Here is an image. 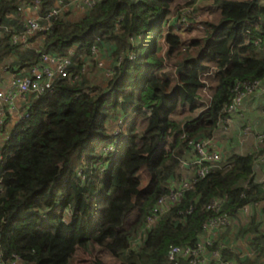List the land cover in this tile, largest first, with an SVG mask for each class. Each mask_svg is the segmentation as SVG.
Listing matches in <instances>:
<instances>
[{
  "label": "trees",
  "instance_id": "1",
  "mask_svg": "<svg viewBox=\"0 0 264 264\" xmlns=\"http://www.w3.org/2000/svg\"><path fill=\"white\" fill-rule=\"evenodd\" d=\"M186 1L180 6L176 0H101L52 19L50 29L35 36L39 49H21L9 33L0 35V60L17 55L19 61L9 65L17 73L44 53L75 50L69 76L33 103L22 142L1 161L0 264H12L13 255L19 264H75L77 245L86 248L87 264H192L185 257L169 260L168 248L195 247L205 222L222 214L236 222L208 249L237 264L261 261L264 235L253 204L264 200V192L250 181L256 161H264V139L250 153L196 174L190 187L181 186L185 180L178 179L177 169L194 142L210 138L227 117L235 84L264 79V0ZM54 2L40 0L39 13ZM15 3L0 0V25L22 31L18 15L10 16ZM210 3L219 11L216 26L201 21L204 35L183 39L177 23L192 22V10ZM205 57L217 67L207 105L199 78L211 67L201 61ZM177 109L186 119L175 118ZM135 115L145 118L143 128L132 121ZM259 124L264 133V115ZM114 141V151L103 155L101 148ZM142 167L144 185L137 176ZM171 190H180V197L141 231L150 208ZM215 200L219 207L211 208ZM244 205L253 211L247 224L237 218ZM131 212L135 218L127 222ZM243 237L250 256H241L237 247Z\"/></svg>",
  "mask_w": 264,
  "mask_h": 264
},
{
  "label": "built area",
  "instance_id": "2",
  "mask_svg": "<svg viewBox=\"0 0 264 264\" xmlns=\"http://www.w3.org/2000/svg\"><path fill=\"white\" fill-rule=\"evenodd\" d=\"M98 1L101 0H55L53 7L49 9L46 14L42 15L39 13L40 0H16V3L14 4L15 6H13V14L10 16H14L15 14L18 15L23 24V30L16 31L12 25L2 24L0 25V35L3 33H9L11 43L19 46L21 49H39L41 43H39L40 41L35 38V36L37 34L47 32L52 25V19H55L68 11L72 13L83 12L91 8ZM258 41L259 40L257 39L253 42L258 43ZM34 43L38 44L37 47L33 46ZM96 51L97 49L92 47V52ZM74 53V49H70L66 55L52 56L44 53L41 55L38 63L30 66L25 71L21 70L22 72L20 71L18 73H14L10 79L7 90H0V127L5 123L6 107H16L19 103H23V105H25L16 123L15 131L5 136L6 144L4 145V150L0 154V163L3 160L2 158L6 157L9 148L16 144L14 142L18 141L22 133L30 127L29 119L32 103L50 92L53 89L56 80L67 78L69 76L68 70L72 64V57ZM11 63L12 61L5 62L3 64V68L8 71ZM99 65H101V63H99ZM216 71L217 67L212 65L208 70L199 75L203 86H207L205 79L212 76ZM262 89L263 84L261 80H253L242 83L237 82L233 88L232 100L226 108L227 117L221 118L218 126L221 127L222 130H226V127L229 124L228 120L231 116L236 115L243 117L247 98ZM27 99H30L31 103H28ZM119 123H121L120 120ZM244 131L248 138L254 136L250 135L251 130L247 125L244 127ZM119 134L120 130L115 128L113 135ZM255 138L257 142L256 144L260 143L264 139V133L256 134ZM210 140L211 138L198 139L195 142L193 141V147L197 152L195 164L199 166L197 174L200 176H204L212 167H215L224 159L219 152L210 149V146L212 145ZM115 143L116 141L111 144L104 145L101 148L102 154L107 155L114 151ZM194 177L195 176L192 178L194 179ZM190 180H185L181 186L184 188L190 187V183L192 182ZM2 186V178L0 176V191ZM180 195V190H171L168 194L159 197L150 208L149 214L145 217L141 231L154 225L160 215L165 213L170 208L171 203L175 202ZM219 204L220 202L215 200L212 202L210 207L218 208ZM251 214V205H244L237 212L238 221H241L243 224H247ZM235 222L236 220L227 214L218 215L208 219L204 224L205 235L201 242H198L193 248L172 245L167 250V258L173 261L178 257H185L190 259L192 264H210V261L213 259L216 260V264H237L231 260H220L219 250H209L207 247V245L216 241V232L218 234V232L227 228V226L233 225V223L235 224ZM260 230L264 235V217L260 223ZM209 231H213V233L210 235ZM244 254L241 256H250L253 254V250L247 254L245 252ZM19 263V258L13 255L12 264ZM258 264H264V256Z\"/></svg>",
  "mask_w": 264,
  "mask_h": 264
},
{
  "label": "crops",
  "instance_id": "3",
  "mask_svg": "<svg viewBox=\"0 0 264 264\" xmlns=\"http://www.w3.org/2000/svg\"><path fill=\"white\" fill-rule=\"evenodd\" d=\"M37 45H38L37 43L33 44L34 47H37ZM203 56L204 55H202V57ZM9 61L12 62L15 61V63H17L19 61V57L17 55L10 54L7 57L0 60V90H7L12 75L14 73H17L12 71L13 69L12 70L9 69L7 71L3 68V64ZM107 64L108 61H106L105 65ZM25 70L27 69H24L23 71ZM262 84H263L262 90L253 93L247 98L243 117H239L236 115L231 116L228 120L229 124L226 127V130H222V128L218 126L217 128L214 129L212 136L210 137L211 138L210 141L212 143L210 149L219 152L225 160L231 158L235 154L250 153L253 146H255L257 143L255 135L260 133V130L262 129L260 127L262 125L259 124V118L262 115H264V79L262 80ZM27 102L31 103V100L27 99ZM24 107L25 105H23V103L22 104L19 103V105L17 104L16 107L5 108V116H6L5 123L3 126L0 127V154L4 150V145L6 144L5 136L15 131L16 123ZM137 118L140 119L142 117H138L137 115H135L132 121L133 122L136 121L137 123ZM117 123H119V121ZM246 125L251 130L250 135H254L251 138L250 137L248 138L245 135L244 127ZM114 126L111 125L110 128L115 129L116 127ZM20 142H22L21 137L18 139V141H15L14 143L20 144ZM7 154L11 155V153L9 154L8 152ZM2 159L3 162L4 158ZM196 159H197V152L195 148L192 147L190 150H188L187 153H185V155H183V157L179 162V166L177 169V175L179 180H190L193 176H196L199 170V166L195 164ZM256 162L257 163L254 165V172L252 174V179L250 181V186H258L264 192V161L257 160ZM253 209H254V214L257 217V221L260 224L264 217V200L255 203ZM213 231H209V234L211 235ZM220 232H218V234L216 232V240L219 239ZM228 238L230 240L231 235ZM236 244L237 247L240 249L239 250L240 255H243L245 252L247 254L248 252L251 251L249 247V240H247L246 237L239 239L236 242Z\"/></svg>",
  "mask_w": 264,
  "mask_h": 264
},
{
  "label": "rangeland",
  "instance_id": "4",
  "mask_svg": "<svg viewBox=\"0 0 264 264\" xmlns=\"http://www.w3.org/2000/svg\"><path fill=\"white\" fill-rule=\"evenodd\" d=\"M176 2H178L180 6H183L184 4H186L187 1L186 0H176ZM214 5H213V3H212V5L210 3L208 8H204L205 5H202L201 7H203V8L200 9L199 11H197V10L193 11L192 10V15H193L192 17L194 18V20L192 22H178L177 23V25H178L177 31L180 33V35L182 36L183 39H189L190 37L191 38L195 37L197 39H200V37H202L204 35L203 31H201L204 27V25L202 24L201 21H214V22H216L215 23V26H216L217 21H218V17H219L218 16L219 11L216 8V6H214ZM179 10H178V12H180ZM232 11H233L232 12L233 14L232 13L231 14L236 15V13H237L236 9H233ZM171 16H172V14L171 15L169 14L167 16L168 20L171 19L170 18ZM167 30H168V27H163V31H167ZM151 40H152V35H149L147 40H146V46L147 47L150 45ZM207 54L209 55L208 57H210V52H207ZM208 57H205V60H201V61H203V63H205V64H209L212 66L211 62L209 61L212 59H210ZM102 78H103V76H101V82H102ZM205 80H206L207 86H203L201 88L200 97H201V100L203 102H205L207 105L209 103L210 94H211L210 88L213 85L212 76H209ZM165 103H167V102H165ZM173 113H174V116L176 119H179V120L186 119V113L181 114L180 109L175 110ZM137 125H138V126H136L137 128H143L146 125L145 118H140V119L137 118ZM113 131H114V129H113ZM137 176L141 181V185H144V182H146V179H147L146 178L147 177L146 176V170L144 167H142L140 169ZM141 187H143V186H141ZM134 218H135V214H134V212H131L126 216L125 220L127 222H131L132 220H134ZM85 249L86 248H84V246L77 245L75 253H74V257H73V261L75 264H87L88 263L89 256L86 255ZM101 256L103 257L104 261H106L108 263L109 258L107 257V255L103 253Z\"/></svg>",
  "mask_w": 264,
  "mask_h": 264
},
{
  "label": "clouds",
  "instance_id": "5",
  "mask_svg": "<svg viewBox=\"0 0 264 264\" xmlns=\"http://www.w3.org/2000/svg\"><path fill=\"white\" fill-rule=\"evenodd\" d=\"M112 133H113V130H112Z\"/></svg>",
  "mask_w": 264,
  "mask_h": 264
}]
</instances>
